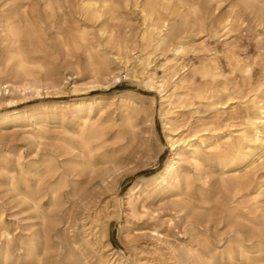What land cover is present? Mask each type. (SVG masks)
I'll return each mask as SVG.
<instances>
[{"label":"rangeland","instance_id":"obj_1","mask_svg":"<svg viewBox=\"0 0 264 264\" xmlns=\"http://www.w3.org/2000/svg\"><path fill=\"white\" fill-rule=\"evenodd\" d=\"M68 1L53 16L44 10L43 0L17 1L32 14L36 36L45 44L42 53L36 55L46 66L42 85L50 83L58 89L7 95L2 91L5 80L0 73V116L17 111L35 114L46 120L40 132L48 138L44 142L33 140L36 129L25 120L14 124L10 119L0 124V264H115L121 259L124 264H157L161 255L168 258V249L181 256L166 264H206L207 260L195 261L199 256H213L214 264H230L227 252H232V264H245L240 244L248 256L263 264L264 234L259 235L253 225L264 214V165L249 172L248 190L253 192L252 197L233 198L226 187L233 169L222 171L215 158L206 152L215 138L239 129L243 121L231 117V112L237 110L242 116L245 108L251 107L249 100L257 93L258 84L264 82L263 16L244 0H219L218 4L202 0V28L193 37L200 40L196 42V51L188 48L184 55L178 56L175 48L180 40L156 47L140 39L142 19L139 5H134L133 0H113L112 5L125 15L120 23L86 21L80 16L78 0ZM7 7L5 0H0V11ZM226 19L231 24L221 31ZM103 24L112 30V37L102 35L99 29ZM78 26L88 28L89 42L95 51L91 60L84 49L77 51L71 44V35ZM189 40L192 37L184 41L191 43ZM201 42L206 44L204 49L199 46ZM98 54L104 57L106 65L102 80L94 83L92 63L100 61ZM207 59H213L220 67L222 75L215 81L192 73L197 64ZM238 61L249 66L247 75L237 67ZM147 64L149 69H145ZM173 65L174 70L170 69ZM147 71L157 83L167 77L165 92L161 94L157 88L145 84L142 74ZM191 83L193 93L186 96ZM243 96L242 101H228ZM162 98L170 99L173 105ZM79 99L99 102V107L93 106L92 117L97 119L101 111L104 146L96 153L95 171L87 170L84 176L74 173L65 183L54 181L56 205L50 211L53 223L44 225L36 209L25 199L22 173L57 156L58 139L65 137L60 118L67 119L66 129L76 131L68 110L60 104H74ZM128 100L134 105L128 104ZM251 111L257 113L252 107ZM173 114L180 122H175L172 129L183 126L174 140L191 134L195 128L197 137L205 141V145L194 142L201 148L200 166L189 154L178 152L179 146L171 151L162 121ZM263 144L262 139L252 147V153L256 154ZM172 159L178 161L185 177L178 193L171 185L161 188L151 178ZM243 169L240 167L241 173ZM138 179L144 187L133 208L123 202L118 206L117 200L125 202L127 191ZM43 193L45 210L51 204V196L46 189ZM178 198L182 200L181 207L175 206ZM203 199L210 200V204H201ZM98 203L111 207L100 212L97 222L90 226L86 216L96 210ZM230 209L251 215L247 216L248 221H229ZM102 227L107 228L108 237L103 236ZM98 241L107 246L103 253L98 249Z\"/></svg>","mask_w":264,"mask_h":264},{"label":"bare ground","instance_id":"obj_2","mask_svg":"<svg viewBox=\"0 0 264 264\" xmlns=\"http://www.w3.org/2000/svg\"><path fill=\"white\" fill-rule=\"evenodd\" d=\"M17 1L20 0H5V5L8 7L0 11V48H2L3 51L2 54H0V73L4 75L3 78L5 80V82L2 84V91L4 94L8 95L13 93L26 94L30 91L39 93L43 88L47 90H56L58 89V86L54 84L50 85L49 83L45 86L42 85L43 81L41 77L46 73V66L41 59H38L36 57V55L42 53V49L44 48L45 44L42 39H38L36 36V32L33 28L32 14L26 12L24 10V7H22L21 2L17 3ZM201 1L202 0H142L141 2L139 0H133L134 5H139V14L142 19L143 28L139 35L140 39L146 42L148 45H155L156 47L173 40H180V43H178L175 48V53L178 56L184 55L188 48L196 51V42H199L200 40H193V37L199 34L202 28L201 16L203 13V7ZM212 1L217 2L218 4L219 0ZM244 1L245 3L249 5L251 4L255 8H257V12L260 16H263L264 22V0ZM112 2L113 0H78L77 8L80 12L81 18L86 21L104 22L105 20L108 22L120 23L125 20V15L119 13L116 7L112 5ZM43 3L46 13L53 16L56 12H60L62 10V6L64 4H68L69 1L43 0ZM230 24L231 20L226 19L224 21V26L221 28V31L227 30ZM99 30L100 32L102 31V35L106 37L113 36L112 30H108V28L104 24ZM163 31H165V33H163ZM188 37H192V41L189 40L191 43H188V41H184L187 40ZM71 44L77 51L84 49L85 54L91 60L94 49L93 47H91L89 42V32L87 27L78 26L74 30L71 35ZM199 46L204 49L206 47V44L205 42H201ZM65 48L66 50H68V46H66ZM232 56H234V54H232ZM97 57L100 61H98L97 63H92L91 75L94 83H99L102 80V74L103 71H105L106 65V60L104 59V57L99 56V54ZM139 62L141 63V60H139ZM197 65L198 68L192 69V73L194 75L195 73H197L202 78H210L212 81H215L217 77L222 75L220 67H218L213 59L203 60ZM148 66L149 65L147 64L145 69H149ZM175 66L176 65H173L170 69L174 70ZM237 67L243 74H248L249 66L241 64L238 61ZM142 76L143 81L150 88H157L161 94L165 92L167 77H164L163 79H161V81H159V83H157L154 75L148 71L142 74ZM116 81H119V78L116 79ZM77 86L78 84L75 83V90H77ZM192 87V83L187 87L186 96L193 93ZM222 88L224 91H226L225 85L222 86ZM256 90L257 93L253 95V99L249 100V103L251 104L252 109L255 108L257 110V113H253L251 111V107H246L242 116L238 113L237 110H233L230 116L239 117L243 121V123L239 125V129L232 131L228 136L219 137L217 139L215 138V140L211 142L208 147H206V152H208L209 155L215 158L216 162L218 163V167L222 171L223 169H233L234 174L230 177L228 185L226 186L231 191V196L233 198L248 196L252 197L253 192L248 190V185L250 183L249 172L258 168L259 166L264 165V144L259 147V150L256 154H253L251 151L254 145L261 142L262 139L264 140V82L259 83ZM240 93L241 90L238 89L237 94ZM132 95L135 97L137 96L136 94ZM244 98L245 96L240 98H229L228 101L233 102V100H241ZM162 101L169 102L168 105L170 106L173 105L170 99L166 100L162 98ZM127 103L134 105V102H132L131 100H128ZM60 105L65 110H68V115L70 114L71 120L73 122V127L76 128V131H70L66 129L64 127V124L67 119L65 117H61L60 125L63 129L65 137L58 139L57 156L49 157L46 160H43L39 166L34 167L27 173H22V182L25 186V199L30 202L36 209L39 218L42 220L44 225L49 226L53 223V220L50 216V211L51 208L56 205V188L53 187L54 181L59 179L60 181L65 183L67 179H69V177H71L74 173L83 174L84 176V173L87 170L96 168L98 165L96 160V153L104 146V142L102 141L104 136V126L100 120L102 114L101 111H99V117L97 119H94L92 117L93 106H100L98 101L92 102V100L90 101L79 99L74 104L64 103ZM223 108L225 109L227 107ZM71 109L73 110L69 111ZM216 118L217 120H220V116ZM10 119H13L14 124L24 120L27 123H30L33 128L36 129V131L34 130L36 134H33V140H38L40 142L48 140L46 135L40 132V130H42L44 124L46 123V120H44L43 118H40L35 114H28L24 111H17L8 116H0V124L8 122ZM175 122L178 123L180 122V120L179 117L174 114L170 115V117H164L162 121L164 133L166 135L167 141L170 144L171 151H176V147L179 146L178 152L189 154L192 158V161L197 166H200L201 148L199 146H195L194 142L205 145V141L197 137L198 132L197 130H195V128H192L194 130L191 132V134L184 136L181 139L174 140L175 136H178V134L180 133L179 129L183 127L182 126L175 130L172 129ZM126 125L129 128L131 127L129 123H127ZM203 126H205V124ZM175 155L179 156L180 154L176 153ZM240 167H244L243 173L240 172ZM151 178L153 182L159 185L161 188L171 185L176 189V192L178 193L180 192L182 187L181 180L185 177L184 174H182V172L180 171L178 161H174V159H172L158 173L152 175ZM143 187V181L141 179L133 182L132 186L126 193L125 202L121 199H118L117 205L120 206L123 202L126 203V207L132 209L134 203L140 198V194L143 192ZM45 189L51 196V204L48 209L44 210L42 207L44 205L43 199L45 197V194L43 193V191ZM182 204V200H180L179 198L176 199V207H181ZM201 204L209 205L210 200L203 199ZM109 206L108 204H106L101 207L98 203L96 206V210L94 212L88 213V215L86 216V218L88 219V224L91 226L93 223L97 222L96 216H98L100 212L107 211ZM113 210L114 209H112V211ZM241 210H243V208H241ZM241 210H228V220L230 221L242 219L244 221H248L247 216H250L251 213H243L240 212ZM126 226H129V223H126ZM253 226L255 230H257L259 235L263 236L264 214L257 217V223ZM106 229V227H102L103 236L106 235ZM155 235L159 236L158 234H156V232ZM106 236L108 237V235ZM205 241L206 240H204L203 242ZM232 243L234 244V242ZM96 244L98 245L99 251L102 253L107 248V246H103L100 241L96 242ZM239 248L241 256L245 259V264L261 263L260 261H258V259L248 256L242 249L241 244L239 245ZM189 253L194 254V251L189 250ZM231 253H226L227 261L230 264H232L233 261ZM179 254L180 253H176L172 249H168V252L166 254L168 258L164 259L161 255V261L157 264H166V262L168 261L176 262L181 256ZM223 255L224 254H222L221 260L223 259ZM203 260H207V262H205L206 264H214L213 256H205L202 258L199 256V258H195V261L197 263H200ZM115 264H124V261L121 259L116 261ZM147 264L153 263L147 262Z\"/></svg>","mask_w":264,"mask_h":264}]
</instances>
